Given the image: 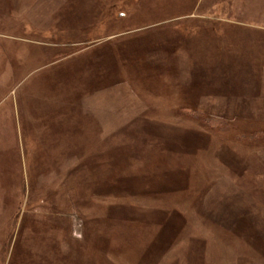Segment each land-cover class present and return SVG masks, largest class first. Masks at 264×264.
Masks as SVG:
<instances>
[{
  "label": "rangeland",
  "instance_id": "1",
  "mask_svg": "<svg viewBox=\"0 0 264 264\" xmlns=\"http://www.w3.org/2000/svg\"><path fill=\"white\" fill-rule=\"evenodd\" d=\"M96 1L0 0V264H264V0Z\"/></svg>",
  "mask_w": 264,
  "mask_h": 264
},
{
  "label": "trees",
  "instance_id": "2",
  "mask_svg": "<svg viewBox=\"0 0 264 264\" xmlns=\"http://www.w3.org/2000/svg\"><path fill=\"white\" fill-rule=\"evenodd\" d=\"M102 2H103V0H99V1L97 0L96 1V4H99L98 7H100V4H102ZM208 121H214V122H216V120H208ZM263 135H264V133H263ZM93 175H94V173H93ZM90 176L91 175H88V179H89ZM73 183L77 184L79 182L74 179V182ZM96 183H99V182H96ZM114 183L116 185H119L120 184L119 181H115ZM98 185H94L95 188L98 187ZM87 186H89V185H87ZM71 188H73V189H71ZM95 188H94V190H95ZM74 190H75V185L74 184H71V187L69 186V188L65 192H62L61 193L62 196H64V201L65 202L68 199L67 202L69 203V207H72V204L71 203H73L74 200L77 201V199L74 197V195L76 196ZM79 192H81V191H79ZM93 192H95V191H93ZM42 193H44L43 195H45V190H43ZM42 193H41V190H40V194H42ZM71 200H72V202H70ZM51 215H55V214H51ZM28 218H30V217H28V215L23 216V218H22L23 219V223L25 224V226L23 228L26 231V233L24 235L20 236L19 239L17 241L15 240V242H14V250L16 249V254L15 255H17V258H19V259H20V256H21V253H22V250H23V245H24V243H26V242H22V240L25 239L24 237L27 234V232L31 233L30 234V236H31L30 239L31 238L32 239H35V237H37V239H39L38 240L39 242L42 241L43 238H45L46 236L50 237L49 233H50L51 230L49 228H48L49 231L47 230V228H43L44 229V231H43V230H41L42 228L41 229L39 228L41 222L36 221L34 218H32V219L31 218L28 219ZM54 219H56V218H54ZM69 219H70V217H69ZM69 219H67L68 222L70 221ZM67 220L64 218V219H60V220L59 219L51 220V221L48 222V219H47V224L51 225L53 229L54 228H57V227H61V228H64V229H68L69 223L67 222ZM42 227H43V225H42ZM53 237H54V233L52 232L51 233V239L52 240H53ZM28 238H29V236H28Z\"/></svg>",
  "mask_w": 264,
  "mask_h": 264
}]
</instances>
